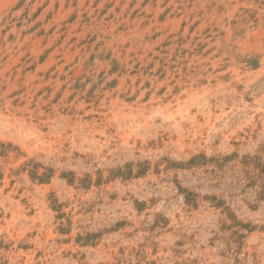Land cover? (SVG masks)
Wrapping results in <instances>:
<instances>
[{
	"label": "rangeland",
	"instance_id": "374dc122",
	"mask_svg": "<svg viewBox=\"0 0 264 264\" xmlns=\"http://www.w3.org/2000/svg\"><path fill=\"white\" fill-rule=\"evenodd\" d=\"M0 264H264V0H0Z\"/></svg>",
	"mask_w": 264,
	"mask_h": 264
},
{
	"label": "bare ground",
	"instance_id": "6f19581e",
	"mask_svg": "<svg viewBox=\"0 0 264 264\" xmlns=\"http://www.w3.org/2000/svg\"><path fill=\"white\" fill-rule=\"evenodd\" d=\"M123 42V41H122Z\"/></svg>",
	"mask_w": 264,
	"mask_h": 264
}]
</instances>
